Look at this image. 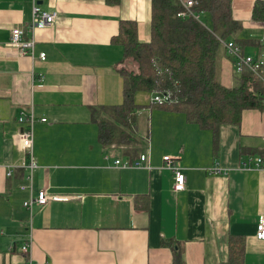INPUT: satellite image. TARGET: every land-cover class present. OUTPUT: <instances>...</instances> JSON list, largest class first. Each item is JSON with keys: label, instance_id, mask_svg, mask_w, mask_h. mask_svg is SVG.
<instances>
[{"label": "crops", "instance_id": "crops-1", "mask_svg": "<svg viewBox=\"0 0 264 264\" xmlns=\"http://www.w3.org/2000/svg\"><path fill=\"white\" fill-rule=\"evenodd\" d=\"M257 1L232 0L242 28L230 38L249 42L243 52L256 58L264 56V22L253 19ZM34 4L56 12V21L32 28ZM122 19L137 21L139 38L150 40V0H0V264H172L167 240L180 245L186 264H221L232 234L246 239L244 264H264V240L256 238L264 169L243 165L264 155V108L247 109L240 124L214 132L138 91L135 141L100 142L103 113L94 109L123 102L119 69L127 60L112 41ZM15 27L35 39L34 56L12 44ZM237 75L220 46L216 79L231 88ZM31 111L34 190L79 197L35 206L32 215L23 206L30 191L21 189L29 182L19 139V118ZM142 153L150 165L134 166ZM164 156L184 172V190H174ZM217 164L221 172H212Z\"/></svg>", "mask_w": 264, "mask_h": 264}, {"label": "trees", "instance_id": "trees-1", "mask_svg": "<svg viewBox=\"0 0 264 264\" xmlns=\"http://www.w3.org/2000/svg\"><path fill=\"white\" fill-rule=\"evenodd\" d=\"M106 1L116 5L122 0ZM183 9L181 0H150L149 41L139 38L137 21L120 20L112 41L122 46L123 61L131 59L134 68L119 69L123 102L94 109L103 113L98 120L103 146L135 141L132 127L142 107L135 101L138 91L167 95L169 102L159 106L183 112L189 122L214 132L223 125L240 124L247 109L264 108V82L250 69L238 74L231 88L216 79L221 39L234 41L242 50L249 43L230 40L242 28L234 19L232 0H196L190 7L195 15L186 17L178 15ZM253 19L264 22V0L256 2ZM164 244L173 249L172 264H186L180 245L173 240ZM245 251V237L230 235L229 257L221 264H244Z\"/></svg>", "mask_w": 264, "mask_h": 264}, {"label": "built area", "instance_id": "built-area-1", "mask_svg": "<svg viewBox=\"0 0 264 264\" xmlns=\"http://www.w3.org/2000/svg\"><path fill=\"white\" fill-rule=\"evenodd\" d=\"M184 5V9L178 14L179 16L186 17L189 15H195L190 7L195 3L194 0H181ZM57 13L56 12H48L42 10L37 4L33 6V15L30 26L32 28L38 26H46L53 24L56 21ZM24 30L22 27H15L12 30L11 40L12 44L22 53V54H31L34 56V47H35V39H24ZM222 45L225 47L226 51L233 57L235 71L237 74L242 73L245 68L250 69L259 79L264 82V56L254 57L250 55L244 54L243 50L235 45L234 41L223 40ZM261 44L264 46V37L261 39ZM41 59H45L46 53L42 52L40 54ZM43 80V76H40ZM170 98L167 95L162 94H154L153 103L157 105H164L168 103ZM22 123V128L19 133V139L22 143L25 153H26V162L24 164V168L27 169L26 180L29 184L21 185L22 190H29L30 196L27 200L24 201L23 206L31 213H33L35 206H45L51 201H67L73 198H79L77 195H66L59 193H49L45 189H41L36 192L33 188V177L34 171L37 167L36 165V157L34 154V126L37 119L35 118L34 112L26 114L25 116H21L19 118ZM41 121H47L46 118L41 119ZM175 159L170 156H164V164L167 168L172 170L174 173L173 180V188L175 191H182L185 188L186 176L182 169L177 166ZM147 162L150 165V156L148 153H142L137 161H135L136 167H142L144 163ZM120 163V160L117 161ZM123 167L131 166L130 162L122 163ZM245 168H256V169H264V155H256L249 157L243 163ZM222 168L217 164L212 172L218 173L221 172ZM9 177H12L14 174V169L9 171ZM256 238L259 240H264V215L260 216ZM31 249V242L26 241L22 246V251L24 253H28Z\"/></svg>", "mask_w": 264, "mask_h": 264}, {"label": "rangeland", "instance_id": "rangeland-1", "mask_svg": "<svg viewBox=\"0 0 264 264\" xmlns=\"http://www.w3.org/2000/svg\"><path fill=\"white\" fill-rule=\"evenodd\" d=\"M126 65H127L126 67L129 68V69L134 68L133 65H132L131 59H127ZM147 146H148V144L142 145V147H143L142 150L146 152L148 150V147Z\"/></svg>", "mask_w": 264, "mask_h": 264}]
</instances>
